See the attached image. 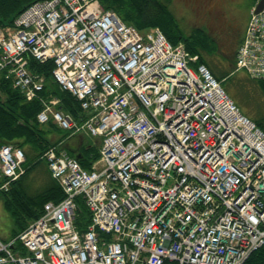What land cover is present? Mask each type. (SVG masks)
Here are the masks:
<instances>
[{
  "label": "built area",
  "instance_id": "1",
  "mask_svg": "<svg viewBox=\"0 0 264 264\" xmlns=\"http://www.w3.org/2000/svg\"><path fill=\"white\" fill-rule=\"evenodd\" d=\"M101 4L36 0L0 26V71L41 103L36 120L101 145L91 168L55 145L42 152L63 197L0 238V264H242L264 243V130L181 42ZM248 21L235 66L264 80V5ZM30 58L53 61L55 84L83 117L44 91ZM24 153L0 146V191L24 172Z\"/></svg>",
  "mask_w": 264,
  "mask_h": 264
},
{
  "label": "trees",
  "instance_id": "2",
  "mask_svg": "<svg viewBox=\"0 0 264 264\" xmlns=\"http://www.w3.org/2000/svg\"><path fill=\"white\" fill-rule=\"evenodd\" d=\"M36 0H0V26L11 25L14 17L18 15L30 3ZM105 9H111L119 18L126 24L133 25L140 31L157 27L173 44L181 42L185 50L189 51L191 55H197L196 63H204L213 74V76L220 81L224 89L241 107L238 99H235L232 92L227 88L224 81L230 72H225L215 61L209 62L203 54L207 52L212 53L215 41L212 35L206 29L194 27L190 31L184 30L181 27L179 18L172 10V0H99ZM236 54V53H235ZM232 57V54L230 55ZM235 64V55H234ZM28 67L45 78L46 93H54L62 100L59 104L62 109L71 113L76 119L83 117L84 111L81 109L79 103L73 96L66 91H60L52 78L51 70L54 66L52 60L39 62L34 58H30ZM236 65V64H235ZM234 65V66H235ZM232 70V69H231ZM247 74V73H246ZM248 75V74H247ZM250 76V75H249ZM251 78V77H250ZM260 88L264 90V80H256ZM41 108V103L37 100H26L22 93L14 86L11 77L4 71H0V146L4 143H11L20 146L24 150L25 170L16 180L12 181L10 185L18 182L22 183L25 176L28 175L32 166L36 163L45 162L41 158L42 152L49 146L55 145L57 150H64L66 153L78 159L80 164L85 168H91L93 162L99 157V147L101 145H94L82 143L76 148L65 145L64 141H52L48 137L50 131L60 132L61 138H66L72 132L62 130L54 123L47 122L41 124L36 120V113ZM242 110V109H241ZM243 112H245L243 108ZM255 123L261 126L259 120L253 119ZM264 130V129H263ZM74 133L72 135H76ZM27 147L25 150L24 147ZM46 163V162H45ZM50 174V173H49ZM51 176V174H50ZM52 178V183L48 187L29 195L26 191H19L13 193V185L7 191H1L5 197V206L7 207L11 217H13V227L10 232V237L15 236L28 225L32 220H35L42 212L43 204L46 201H59L63 197V192L58 182ZM3 179H0V183ZM16 187V186H15ZM15 192V189H14ZM77 200V210L75 216V224L80 230L86 228L89 222V210L85 206L83 199L79 196ZM15 244L13 248H15ZM22 253L27 251L22 250ZM165 264H176L174 261H168ZM241 264V263H240ZM242 264H264V243L253 250Z\"/></svg>",
  "mask_w": 264,
  "mask_h": 264
},
{
  "label": "rangeland",
  "instance_id": "3",
  "mask_svg": "<svg viewBox=\"0 0 264 264\" xmlns=\"http://www.w3.org/2000/svg\"><path fill=\"white\" fill-rule=\"evenodd\" d=\"M171 6H173L172 10L179 18L180 25L184 28V30L190 31L194 27H199L206 29V31L212 35L216 46L212 48V53L210 54L206 51L203 52L205 58L209 60V62L215 61V63H217V65L226 73L230 72L224 81L225 85L232 92V95L236 97L235 99L240 101L242 111L244 108L248 116L252 119L259 120L264 129V90L260 88L259 83L252 80V77L250 78L244 70L237 69L234 66L235 53L232 54L231 57V54L226 52L221 44L222 42H220L218 38V34L216 33V31H219L220 29L219 25L215 24L211 17L209 18L210 20H208L207 24L193 22V19L197 16V14L195 16L189 7L186 6L185 0H172ZM209 9L211 10L212 7ZM79 134H82V136L85 137L88 133L85 130H82ZM34 176V171H32L25 176L24 180L33 181L35 179ZM12 219L13 217H11L10 213L3 207L0 195V238L2 240L8 239L11 235L10 232L13 227Z\"/></svg>",
  "mask_w": 264,
  "mask_h": 264
},
{
  "label": "flooded vegetation",
  "instance_id": "4",
  "mask_svg": "<svg viewBox=\"0 0 264 264\" xmlns=\"http://www.w3.org/2000/svg\"><path fill=\"white\" fill-rule=\"evenodd\" d=\"M260 0H185L197 16L193 22L207 24L209 18L220 29L216 31L226 52L234 54L242 41L251 9ZM264 3V0H263ZM212 7L210 10L209 8ZM214 32V31H213Z\"/></svg>",
  "mask_w": 264,
  "mask_h": 264
},
{
  "label": "crops",
  "instance_id": "5",
  "mask_svg": "<svg viewBox=\"0 0 264 264\" xmlns=\"http://www.w3.org/2000/svg\"><path fill=\"white\" fill-rule=\"evenodd\" d=\"M246 114H247V112H246ZM86 136H88V137H86ZM86 136L84 137V136H82V134L78 133L76 135L71 134V135L67 136L66 138H61L60 132L50 131L48 133V137L52 141H60V143H61V141H64V142H66L65 145H69L73 148H76L81 143H82V145H83V143L94 144V145L99 144L100 145V137L92 136L91 134H87ZM24 148H25V150H27L26 146ZM47 165L48 164L43 162V163H38V164L36 163V165L32 166L29 173L34 171L35 179L33 181H30V180L25 181L23 179L21 184H19L18 182H15V184H12L13 185L12 192L15 194V193H17V189H19V191L24 190V191H26L27 194L33 195L36 192H39L42 189L48 187V185H50L52 183L51 177H53V176H50V174H49L50 172L48 170ZM1 174L2 173L0 170V179L2 177ZM14 189H15V192H14ZM0 195H1V201H2L3 207L8 211L7 207L5 206V197L1 193H0Z\"/></svg>",
  "mask_w": 264,
  "mask_h": 264
},
{
  "label": "water",
  "instance_id": "6",
  "mask_svg": "<svg viewBox=\"0 0 264 264\" xmlns=\"http://www.w3.org/2000/svg\"><path fill=\"white\" fill-rule=\"evenodd\" d=\"M263 5H264L263 0H260L258 3H256L253 12L256 13L258 11H261Z\"/></svg>",
  "mask_w": 264,
  "mask_h": 264
},
{
  "label": "bare ground",
  "instance_id": "7",
  "mask_svg": "<svg viewBox=\"0 0 264 264\" xmlns=\"http://www.w3.org/2000/svg\"><path fill=\"white\" fill-rule=\"evenodd\" d=\"M49 170V169H48Z\"/></svg>",
  "mask_w": 264,
  "mask_h": 264
}]
</instances>
